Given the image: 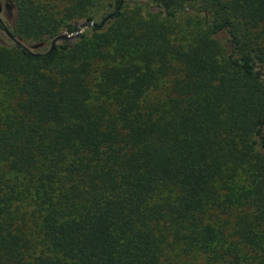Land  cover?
Here are the masks:
<instances>
[{
    "label": "trees",
    "instance_id": "1",
    "mask_svg": "<svg viewBox=\"0 0 264 264\" xmlns=\"http://www.w3.org/2000/svg\"><path fill=\"white\" fill-rule=\"evenodd\" d=\"M151 1H0V264H264V0Z\"/></svg>",
    "mask_w": 264,
    "mask_h": 264
},
{
    "label": "rangeland",
    "instance_id": "2",
    "mask_svg": "<svg viewBox=\"0 0 264 264\" xmlns=\"http://www.w3.org/2000/svg\"><path fill=\"white\" fill-rule=\"evenodd\" d=\"M34 1L40 2L42 4H46L47 6L55 7L54 9L60 10V11L63 10V7H64L65 3L68 2V0H34ZM125 1L127 3H129V5L132 6V7H138V6L141 5V9L140 10H142L143 13H146V12H150L151 13V12H155V11L158 10L156 5L154 3H152L151 0H125ZM2 3H5V0H2ZM203 7H205V6L202 4V2H193L191 4H184L183 7H181L180 9L182 11H184L185 14H187L188 12H186V11H188V10H190L192 8H203ZM205 9L209 13H211V11L213 10V8H211L209 5H207V7H205ZM8 13H9V11H7L2 6V8H0V19L2 21H5L6 19L9 20ZM57 15H59V14H57ZM82 22H84V20L75 22L74 25L80 24ZM86 29H88V28L80 29V34L83 33ZM59 31H60L59 35H62V34H65V33H68L69 35L71 34L70 32H68L67 30H64V29H60ZM59 35H57V36H59ZM53 39H50L48 37V34H44V35H41V38H36L33 41L25 42L24 43L25 45H23V46L26 47L30 52H32L34 54H38V53H42V52L47 51L51 47ZM70 40H73V39H70ZM62 41L63 40L57 41L55 45L60 44ZM0 42H2L3 44H6V45L10 43L9 41L4 40L1 35H0ZM16 42L20 43L18 41H16Z\"/></svg>",
    "mask_w": 264,
    "mask_h": 264
},
{
    "label": "water",
    "instance_id": "3",
    "mask_svg": "<svg viewBox=\"0 0 264 264\" xmlns=\"http://www.w3.org/2000/svg\"><path fill=\"white\" fill-rule=\"evenodd\" d=\"M0 22H2L1 19H0ZM103 23L104 22H101V25ZM96 26H97V23L94 20H86V21H84V22H82L80 24L74 25L73 26V32L70 35L68 33H65V34H62V35H59V36L55 37L52 40L51 50L54 49L55 44H56L57 41H60V40H70V39L78 38L79 35H80V29H83V28H92V27H96ZM34 55H37V54H34Z\"/></svg>",
    "mask_w": 264,
    "mask_h": 264
}]
</instances>
